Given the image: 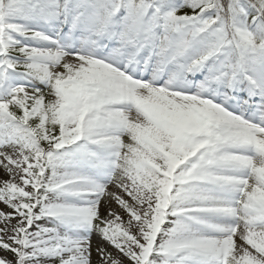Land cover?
<instances>
[{"label":"snow or ice","instance_id":"obj_1","mask_svg":"<svg viewBox=\"0 0 264 264\" xmlns=\"http://www.w3.org/2000/svg\"><path fill=\"white\" fill-rule=\"evenodd\" d=\"M0 264H264V0H0Z\"/></svg>","mask_w":264,"mask_h":264}]
</instances>
